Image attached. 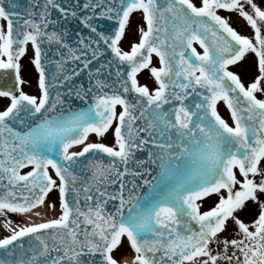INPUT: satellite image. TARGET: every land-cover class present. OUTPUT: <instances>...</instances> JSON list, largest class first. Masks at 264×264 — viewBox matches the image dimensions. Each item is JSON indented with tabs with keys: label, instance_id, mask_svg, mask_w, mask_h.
<instances>
[{
	"label": "water",
	"instance_id": "obj_1",
	"mask_svg": "<svg viewBox=\"0 0 264 264\" xmlns=\"http://www.w3.org/2000/svg\"><path fill=\"white\" fill-rule=\"evenodd\" d=\"M233 3L211 0L196 10L184 0H0L9 56L31 40L43 91L38 107L18 95L0 114V208L40 204L51 184L47 166L61 181L66 208L63 222L1 244L0 264H116L109 250L122 233L141 264H183L205 246L224 209L199 215L194 202L229 189L232 166L249 172L264 146V102L225 70L243 44L211 11ZM138 8L146 11L147 33L135 52L121 55L116 43ZM151 52L161 64L153 97L134 80ZM16 91L12 61L0 66V92ZM221 96L238 132L215 126ZM115 104L122 106L120 151L89 145L66 155L110 124Z\"/></svg>",
	"mask_w": 264,
	"mask_h": 264
},
{
	"label": "rangeland",
	"instance_id": "obj_2",
	"mask_svg": "<svg viewBox=\"0 0 264 264\" xmlns=\"http://www.w3.org/2000/svg\"><path fill=\"white\" fill-rule=\"evenodd\" d=\"M193 5H200L207 3L206 0H188ZM238 8L234 10H229L228 12L219 11L220 16L233 25V30L238 34H241L247 42L248 49L250 50H264V33L263 35H257L255 32V24L258 22L264 26V0H237ZM145 31L144 23V12L142 10L136 11L130 15L129 20L125 26L123 35L118 43V50L121 53L128 52L129 50L137 47L141 40V36ZM29 46V45H27ZM26 47L25 51L17 58V74L19 75V91L26 93L35 101L40 98V86H39V76L36 68H34V54H32ZM248 56V57H247ZM249 53L245 54L243 59L249 58ZM159 68V61L156 57H151L148 65L140 69L136 76V82L139 86L146 87L149 89L150 94H154L158 91V85L154 78V71ZM245 71L248 68L244 67ZM242 70V69H241ZM251 74L249 78H256L260 81V86L255 90L254 95L261 99L264 96V61L260 63L257 67L250 68ZM251 76V77H250ZM248 77L242 78L245 86L250 87L247 83L251 81ZM10 102V98L0 97V111L4 110L6 103ZM121 111L120 107L115 109V118L112 121L108 129L100 134H90L89 140L98 142L112 149H117L119 146V141L114 137V130L116 127V117ZM50 178L52 180V185L50 190L46 193L44 202H46V207L44 213L46 218L50 219H61L64 208L60 201V183L55 174L50 171ZM225 198L222 191L216 192L214 194L205 196L198 201L199 211H206L210 209H215L218 206L224 204ZM3 217H10L9 220ZM42 218L40 214L37 216ZM11 221L12 223L18 224L21 222V227H26L31 224L29 220L18 219L15 214L7 215L6 212L0 211V232L8 226L7 223ZM240 226V228L237 226ZM16 225L15 227H17ZM243 225L237 219L228 218L224 223L223 228L217 233L214 240H216L217 248L219 252L224 251L225 256L219 254L215 259L211 256V251L209 246L203 251L199 258L192 261V264H227L226 250L224 249L230 241H243L241 230ZM233 232V234H231ZM123 255H128L133 257L134 261H138L139 254L136 253L128 244L126 237H122L118 243V246L111 251V257L114 260H119Z\"/></svg>",
	"mask_w": 264,
	"mask_h": 264
},
{
	"label": "flooded vegetation",
	"instance_id": "obj_3",
	"mask_svg": "<svg viewBox=\"0 0 264 264\" xmlns=\"http://www.w3.org/2000/svg\"><path fill=\"white\" fill-rule=\"evenodd\" d=\"M7 33V22L0 15V62L8 59ZM247 53L250 55L249 58L240 59L229 67L230 71L236 72L241 82H246L242 78H249L250 68L257 67L264 61V50H250ZM245 66L248 68L246 71ZM249 79L251 81L247 83L251 86V90L260 87L258 86L260 83L258 79ZM244 84L246 85V83ZM216 108L221 119L227 125H230L232 120L230 115L227 114L228 110L223 99L216 103ZM234 171V184L231 193L225 194V196L231 198L228 203L227 218L237 217L241 222L243 225L241 230L243 241H230L224 248L227 253L225 259H228L227 264H264V151L251 173L241 174L237 169H234ZM237 226L240 228L238 224ZM214 239L211 242L212 258H217L219 254L225 256L224 251L219 252Z\"/></svg>",
	"mask_w": 264,
	"mask_h": 264
},
{
	"label": "bare ground",
	"instance_id": "obj_4",
	"mask_svg": "<svg viewBox=\"0 0 264 264\" xmlns=\"http://www.w3.org/2000/svg\"><path fill=\"white\" fill-rule=\"evenodd\" d=\"M45 207H46V202H44V204L39 205L35 208L24 210L23 212H21V214L26 220H29V222H31V227H33L41 223L52 221L50 218H46V215L44 213ZM39 214L40 216H42V218L37 217ZM122 263L123 264H136L132 261V257L128 255H125V257L122 259Z\"/></svg>",
	"mask_w": 264,
	"mask_h": 264
}]
</instances>
